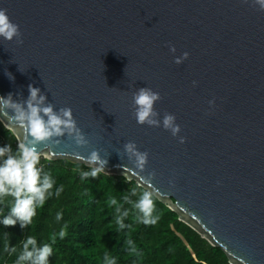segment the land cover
I'll return each mask as SVG.
<instances>
[{
	"label": "water",
	"instance_id": "obj_1",
	"mask_svg": "<svg viewBox=\"0 0 264 264\" xmlns=\"http://www.w3.org/2000/svg\"><path fill=\"white\" fill-rule=\"evenodd\" d=\"M0 9L23 41L0 37V96L27 111L31 84L75 121L32 143L15 110H0L18 145L91 167L96 151L103 173L151 192L230 264H264V10L253 0H0ZM145 87L160 93V118L176 116L178 136L137 123L132 96Z\"/></svg>",
	"mask_w": 264,
	"mask_h": 264
},
{
	"label": "trees",
	"instance_id": "obj_2",
	"mask_svg": "<svg viewBox=\"0 0 264 264\" xmlns=\"http://www.w3.org/2000/svg\"><path fill=\"white\" fill-rule=\"evenodd\" d=\"M4 145H10L7 155L19 158L15 135L0 121V146ZM39 157L40 178L49 176L53 187L44 204L36 207L31 224L22 228L19 221L14 226L0 223V264H16L28 237L35 238L37 250L44 245L52 249L48 264H110L112 260L116 264H230L221 248L180 221L153 194V216L159 219L156 224L141 223L142 213L134 205L147 190L134 180L103 172L83 177L91 166ZM14 203L11 195L0 198V220L11 214Z\"/></svg>",
	"mask_w": 264,
	"mask_h": 264
},
{
	"label": "clouds",
	"instance_id": "obj_3",
	"mask_svg": "<svg viewBox=\"0 0 264 264\" xmlns=\"http://www.w3.org/2000/svg\"><path fill=\"white\" fill-rule=\"evenodd\" d=\"M253 3L258 5L261 10H264V0H253ZM21 33L19 26L10 20L7 11L0 9V37L11 41L14 37L18 43L23 41L20 39ZM170 51L176 52L174 45H170ZM189 53L183 52L180 56L174 57V62L180 64L187 59ZM9 79H14L11 73H6ZM197 82L193 81V85ZM28 100L26 102L27 111L20 105L15 104L11 100V93L7 96H0V110L5 108H13L16 115L14 120L26 126L31 132L35 141L44 140L52 135H58L63 128H72L75 126V121L72 118V109L70 107L54 111L53 105L44 106L46 97L41 94L40 88L28 86ZM160 93L151 88H141L132 96V104L134 105V116L138 124H147L149 126L160 127L169 130L172 136L176 137L180 133V125L176 122V116L173 113H165L162 118L155 109V104L160 100ZM209 104H214V100H210ZM184 136H179V142H185ZM19 158L12 155H7L10 152V145L0 146V198L5 195L15 197V203L11 208V214L5 216L0 223L4 226H14L17 221L21 227H25L32 223V218L36 215V207L42 206L46 200V193L53 187L54 181L49 176H44L41 180L40 171L37 167L40 161L39 155L31 145L19 144ZM91 167L90 172L83 173V177L91 175L96 177L104 171L106 164L96 151H93L90 156L85 158ZM147 153L139 156L140 164L146 162ZM82 177V178H83ZM151 187V185H149ZM62 190V189H61ZM57 191V194H59ZM151 192L145 191L140 199L135 203L134 207L142 213L140 220L143 224H156L158 216H153L154 202L151 198ZM112 204H116L113 199ZM126 215V213H125ZM60 218L58 214L57 219ZM117 223L123 227L122 220L117 218ZM61 232L60 236L63 237ZM36 240L33 237H28L23 243V253L18 257L16 264L20 261H31V264H48V257L52 249L48 245H44L40 249H35ZM29 246H33L29 250ZM110 264H116L112 260Z\"/></svg>",
	"mask_w": 264,
	"mask_h": 264
}]
</instances>
